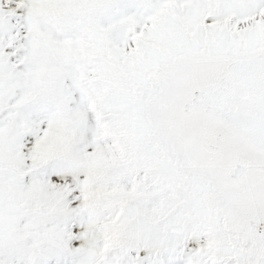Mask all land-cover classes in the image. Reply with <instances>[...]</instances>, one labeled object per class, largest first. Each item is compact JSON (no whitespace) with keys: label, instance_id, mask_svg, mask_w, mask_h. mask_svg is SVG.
<instances>
[{"label":"snow or ice","instance_id":"snow-or-ice-1","mask_svg":"<svg viewBox=\"0 0 264 264\" xmlns=\"http://www.w3.org/2000/svg\"><path fill=\"white\" fill-rule=\"evenodd\" d=\"M0 264H264V0H0Z\"/></svg>","mask_w":264,"mask_h":264}]
</instances>
